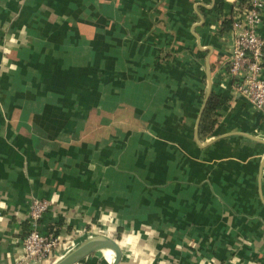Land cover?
<instances>
[{"label": "crops", "instance_id": "1", "mask_svg": "<svg viewBox=\"0 0 264 264\" xmlns=\"http://www.w3.org/2000/svg\"><path fill=\"white\" fill-rule=\"evenodd\" d=\"M213 5L0 0V264L28 263L31 198L51 203L57 260L90 235L119 264H264V114L234 88ZM207 68L221 107L197 141Z\"/></svg>", "mask_w": 264, "mask_h": 264}, {"label": "built area", "instance_id": "2", "mask_svg": "<svg viewBox=\"0 0 264 264\" xmlns=\"http://www.w3.org/2000/svg\"><path fill=\"white\" fill-rule=\"evenodd\" d=\"M263 9L264 0H248L246 6L236 13L231 28L234 41L228 73L235 80L237 93L264 114V38L257 31ZM50 205L48 199L31 198L29 202L28 232L22 240L25 262L45 259L59 244L57 235L40 229L41 218Z\"/></svg>", "mask_w": 264, "mask_h": 264}, {"label": "trees", "instance_id": "3", "mask_svg": "<svg viewBox=\"0 0 264 264\" xmlns=\"http://www.w3.org/2000/svg\"><path fill=\"white\" fill-rule=\"evenodd\" d=\"M248 0H238L236 13L241 11L247 4ZM224 7V0H214V5L212 11L220 14V33L231 31L232 24L234 22V17H227L222 15V8ZM205 56L204 53H200V57ZM221 107L220 96L214 92H210L207 102L201 113V117L198 125V138L203 141L206 137L210 136L215 126L219 121V116L217 115V110ZM56 234V233H54Z\"/></svg>", "mask_w": 264, "mask_h": 264}, {"label": "water", "instance_id": "4", "mask_svg": "<svg viewBox=\"0 0 264 264\" xmlns=\"http://www.w3.org/2000/svg\"><path fill=\"white\" fill-rule=\"evenodd\" d=\"M211 89V76L209 69L207 68V97L210 93ZM205 103L202 106L204 108ZM200 120V115L196 121V129H195V138H197V128ZM210 142V141H209ZM207 142L206 144H208ZM101 249H109L113 252V260L111 264H119L121 261V248L116 239L109 236H97L90 237L78 245L76 248L72 249L69 253L61 257L59 260L54 262L53 264H76L78 261L83 259L85 256L90 253L101 250Z\"/></svg>", "mask_w": 264, "mask_h": 264}, {"label": "rangeland", "instance_id": "5", "mask_svg": "<svg viewBox=\"0 0 264 264\" xmlns=\"http://www.w3.org/2000/svg\"><path fill=\"white\" fill-rule=\"evenodd\" d=\"M56 261L57 259H55L54 255L51 253L45 259H41V260L34 261V262H28L27 264H53Z\"/></svg>", "mask_w": 264, "mask_h": 264}, {"label": "bare ground", "instance_id": "6", "mask_svg": "<svg viewBox=\"0 0 264 264\" xmlns=\"http://www.w3.org/2000/svg\"><path fill=\"white\" fill-rule=\"evenodd\" d=\"M104 256L107 258V260L111 263L113 260V252L109 249L104 250Z\"/></svg>", "mask_w": 264, "mask_h": 264}]
</instances>
